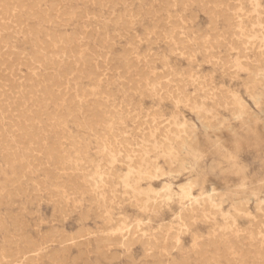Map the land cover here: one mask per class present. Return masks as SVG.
Here are the masks:
<instances>
[{
  "label": "rangeland",
  "instance_id": "374dc122",
  "mask_svg": "<svg viewBox=\"0 0 264 264\" xmlns=\"http://www.w3.org/2000/svg\"><path fill=\"white\" fill-rule=\"evenodd\" d=\"M0 12V264H264V0Z\"/></svg>",
  "mask_w": 264,
  "mask_h": 264
},
{
  "label": "bare ground",
  "instance_id": "6f19581e",
  "mask_svg": "<svg viewBox=\"0 0 264 264\" xmlns=\"http://www.w3.org/2000/svg\"><path fill=\"white\" fill-rule=\"evenodd\" d=\"M7 1V0H6ZM11 1V0H10ZM15 1H17V0H15ZM22 1V0H21ZM36 1V0H35ZM116 1V0H115ZM187 1V0H186ZM219 1V0H218ZM14 2V1H13ZM86 2V1H85ZM85 2H84V4H85ZM92 2V1H91ZM98 2V1H97ZM30 3V2H29ZM42 3V2H41ZM54 3V2H53ZM56 3V2H55ZM76 3V2H75ZM164 3H166V2H164ZM221 3V2H220ZM223 3V2H222ZM16 4H17V2H16ZM36 4V3H35ZM182 4V3H181ZM2 5H4V4H2ZM21 5V4H20ZM37 5V4H36ZM170 5V4H169ZM221 5V4H220ZM254 5V4H253ZM11 6H12V4H11ZM17 6V5H16ZM64 6V5H63ZM101 6V5H100ZM166 6V5H165ZM18 7V6H17ZM256 7V6H255ZM31 8V7H30ZM60 8V7H59ZM210 8V7H209ZM75 9V8H74ZM223 9V8H222ZM226 9V8H225ZM27 10V9H26ZM34 11V10H33ZM54 11V10H53ZM82 11V10H81ZM85 11V10H84ZM89 11V10H88ZM128 11V10H127ZM146 11V10H145ZM148 11V10H147ZM42 12V11H41ZM50 12V11H49ZM56 12V11H55ZM1 13V12H0ZM10 14V13H9ZM20 14V13H19ZM34 14H36V13H34ZM42 14V13H41ZM40 14V15H41ZM152 14V13H151ZM31 15V14H30ZM45 15V14H44ZM60 15H62V14H60ZM79 15H81V14H79ZM131 15V14H130ZM35 16V15H34ZM63 16V15H62ZM68 16V15H67ZM83 16V15H82ZM168 16V15H167ZM219 16V15H218ZM26 17V16H25ZM12 18V17H11ZM57 18V17H56ZM69 18V17H68ZM158 18V17H157ZM162 18V17H161ZM13 19V18H12ZM23 19V18H22ZM44 19H45V17H44ZM65 19H66V17H65ZM68 20V19H67ZM66 20V21H67ZM125 20V19H124ZM21 23H23V22H21ZM52 23V22H51ZM214 23V22H213ZM61 24V23H60ZM156 25H157V23H155ZM4 25V24H3ZM22 25V24H21ZM41 26V25H40ZM212 26V25H211ZM38 27V26H37ZM16 29V28H15ZM30 29V28H29ZM130 29V28H129ZM34 30V29H33ZM54 30V29H53ZM150 30V29H149ZM37 32V31H36ZM8 33V32H7ZM30 33H32V32H30ZM224 33V32H223ZM76 34V33H75ZM2 35V34H1ZM85 35V34H84ZM167 35V34H166ZM25 36V35H24ZM63 37V36H62ZM79 37V36H78ZM61 38V37H60ZM67 38V37H66ZM105 38V37H104ZM54 39V38H53ZM216 39V38H215ZM48 40V39H47ZM73 40V39H72ZM106 40V39H105ZM152 40V39H151ZM177 40V39H176ZM26 41V40H25ZM55 41V40H54ZM154 41V40H153ZM49 43H50V41H48ZM85 42V41H84ZM99 42V41H98ZM215 42V41H214ZM220 42V41H219ZM69 43V42H68ZM260 45V44H259ZM54 46V45H53ZM60 46V45H59ZM74 46V45H73ZM82 46V45H81ZM129 47H131V46H129ZM181 47V46H180ZM220 47V46H219ZM60 49V48H59ZM129 50V49H128ZM172 50V49H171ZM240 50V49H239ZM47 51H49L48 49H47ZM46 51V52H47ZM59 51V50H58ZM72 51V50H71ZM187 51V50H186ZM11 52V51H10ZM44 52V51H43ZM53 52V51H52ZM132 52V51H131ZM19 53V52H18ZM57 53V52H56ZM49 54V53H48ZM207 55V54H206ZM53 56V55H52ZM246 56V55H245ZM255 56H256V58L255 59H250V57H248V56H246V60H241V58L240 57H238L236 60H235V64H236V66L239 68V69H241V70H246L247 72H249L250 73V86H251V88H256L257 87V85H258V83H259V79L260 78H262L263 80H264V77H261V75H262V70L264 69V42L260 45V47H259V51L255 54ZM59 58V57H58ZM72 58V57H71ZM149 58V57H148ZM35 59V58H34ZM131 60V59H130ZM53 61V60H52ZM37 62V61H36ZM128 63V62H127ZM34 64V63H33ZM53 64V63H52ZM68 65V64H67ZM76 66V65H75ZM54 67V66H53ZM82 67V66H81ZM79 70H80V68H79ZM171 70V69H170ZM90 71V70H89ZM32 73V72H31ZM146 74V73H145ZM34 75V74H33ZM89 75V74H88ZM98 76V75H97ZM143 76H144V74H143ZM93 78V77H92ZM143 79V78H142ZM146 79V78H145ZM92 80V79H91ZM46 81V80H45ZM67 82V81H66ZM148 82V81H147ZM261 84V83H260ZM73 87V86H72ZM163 89V88H162ZM166 89V88H165ZM75 90V89H74ZM179 90V89H178ZM209 92V91H208ZM78 93V92H77ZM169 93V92H168ZM79 94V93H78ZM173 94V93H172ZM170 95V94H169ZM91 96V95H90ZM175 96V95H174ZM194 96V95H193ZM215 96V95H214ZM176 97V96H175ZM174 97V98H175ZM8 98V97H7ZM164 98V97H163ZM8 101V100H7ZM235 102L236 103H238V104H241V102H240V99H235ZM183 103V102H182ZM120 105V104H119ZM125 106H126V104H125ZM34 107V106H33ZM127 108V107H126ZM3 110V109H2ZM12 110V109H11ZM112 110H113V108H112ZM8 111V110H7ZM22 111V110H21ZM45 111V110H44ZM114 113H116L115 111H114ZM155 113V112H154ZM23 114V113H22ZM89 114V113H88ZM113 114V113H112ZM240 114V113H239ZM200 115V114H199ZM71 116V115H70ZM94 116V115H93ZM22 117V116H21ZM117 117V116H116ZM30 119V118H29ZM91 119H92V116H91ZM111 119V118H110ZM171 119V118H170ZM93 120H95V119H93ZM107 120H108V118H107ZM117 120V119H116ZM167 120V119H166ZM14 121V120H13ZM117 122V121H116ZM121 123V122H120ZM154 124V123H153ZM178 125V124H177ZM182 125V124H181ZM82 126V125H81ZM39 127H41V126H39ZM84 127V126H83ZM163 127V126H162ZM93 128V127H92ZM176 128V127H175ZM181 128V127H180ZM173 129V128H172ZM177 129V128H176ZM164 130V129H163ZM166 130L167 129H165V132H166ZM175 130V129H174ZM39 131V130H38ZM27 133V132H26ZM163 134V133H162ZM165 134V133H164ZM160 135V134H159ZM166 136H167V134H166ZM124 137V136H123ZM159 137V136H158ZM164 138V137H163ZM128 141V140H127ZM165 141V140H164ZM181 141V140H180ZM217 141H218V139H217ZM6 142V141H5ZM4 142V143H5ZM166 142V141H165ZM30 143V142H29ZM219 143V142H218ZM102 144V143H101ZM43 145V144H42ZM165 145H167V144H165ZM4 146V145H3ZM6 146V145H5ZM169 146V145H168ZM217 147H218V145H217ZM83 149V148H82ZM165 149V148H164ZM41 150V149H40ZM173 148H171V149H169L167 152H166V155L168 156V157H171L172 155H173ZM14 151V150H13ZM165 151V150H164ZM0 153H2V152H0ZM47 153H49L48 151H47ZM52 154V153H51ZM126 155H127V153H126ZM46 156V155H45ZM157 156V155H156ZM147 157V156H146ZM162 157V156H161ZM145 158V157H144ZM167 158V157H166ZM48 159V158H47ZM145 159H147V158H145ZM148 159H149V157H148ZM147 159V160H148ZM163 159V158H162ZM165 159V158H164ZM68 160V159H67ZM125 160V159H124ZM150 161V160H149ZM18 163H19V161H18ZM141 163V162H140ZM156 163V162H155ZM63 165V164H62ZM144 165V164H143ZM153 165V164H152ZM61 166V165H60ZM39 167V166H38ZM149 167V166H148ZM131 168V167H130ZM145 168H147V167H145ZM163 168V167H162ZM40 169V168H39ZM81 169V168H80ZM67 170V169H66ZM141 170V169H140ZM147 170V169H146ZM142 172V171H141ZM162 173V172H161ZM153 174V173H152ZM151 174V175H152ZM158 175H159V173H158ZM126 176H127V174H126ZM147 176H149V175H147ZM75 177V176H74ZM152 177H153V175H152ZM247 177V176H246ZM106 181V180H105ZM243 181V180H242ZM36 183H38L37 181H36ZM39 185V184H38ZM41 186H43V185H41ZM167 188H168V186H166ZM165 187V188H166ZM187 187H189L188 185H187ZM190 188V187H189ZM88 189V188H87ZM49 190V189H48ZM211 189L210 188H208L207 190H202V193L204 194V193H206V196L204 195V197H205V199H207L208 201H212V195L210 194V191ZM200 195V194H199ZM56 196V195H55ZM93 196V195H92ZM163 196V195H162ZM192 196V195H191ZM200 197V196H199ZM198 197V198H199ZM61 199V198H60ZM65 200V199H64ZM189 202H191V201H189ZM189 205V204H188ZM202 209V208H201ZM250 212V211H249ZM236 213V212H235ZM178 214V213H177ZM251 216H253V215H251ZM179 217H180V215H179ZM254 217H256L255 215H254ZM22 223V222H21ZM157 233V232H156ZM101 236V235H100ZM112 236V235H111ZM53 237V236H52ZM132 237V236H131ZM153 238V237H152ZM72 239V238H71ZM121 239V238H120ZM132 239H134V238H132ZM131 239V240H132ZM241 239V238H240ZM239 239V240H240ZM243 239V238H242ZM130 240V241H131ZM129 241V240H128ZM263 241V240H262ZM63 242V241H62ZM226 242V241H225ZM224 242V243H225ZM35 243V242H34ZM33 243V244H34ZM61 243V242H60ZM113 243V242H112ZM233 243V242H232ZM125 244V243H124ZM229 244V243H228ZM234 244V243H233ZM36 245H37V243H36ZM38 246V245H37ZM172 246V245H171ZM177 246V245H176ZM206 246H208V244L206 245ZM225 246V245H224ZM226 246H229V245H226ZM236 247V246H235ZM170 248V247H169ZM204 248V247H203ZM229 248V247H228ZM246 249V248H245ZM244 249V250H245ZM252 249L253 250H255L253 247H252ZM239 250V249H238ZM252 250V251H253ZM258 250V249H257ZM260 250H261V248H260ZM206 251V250H205ZM237 251V250H236ZM251 251V250H250ZM263 251V250H262ZM226 252V251H225ZM234 252V251H233ZM239 252V251H238ZM246 252H248V250H246ZM254 252H257V251H254ZM258 252H260V251H258ZM206 253V252H205ZM204 253V254H205ZM232 253V252H231ZM263 252H261V254H262ZM196 254V253H195ZM226 254H228V251H227V253ZM246 254V253H245ZM257 254V253H256ZM54 255V254H53ZM144 255V254H143ZM196 255H198V254H196ZM219 255V254H218ZM263 255H264V253H263ZM157 256V255H156ZM205 256V255H204ZM203 256V257H204ZM9 257V256H8ZM212 257V256H211ZM217 257V256H216ZM215 257V258H216ZM227 258H228V256H226ZM240 257V256H239ZM195 258V257H194ZM200 258V257H199ZM198 258V259H199ZM209 258V257H208ZM213 258V257H212ZM230 258V257H229ZM233 258V257H232ZM201 259V258H200ZM200 259H199V261H200ZM210 259V258H209ZM240 259V258H239ZM211 261V260H210ZM217 261V260H216ZM239 261V260H238ZM264 261V260H263ZM158 262V261H157ZM200 263H201V261H200ZM212 263V262H211ZM214 263V262H213ZM212 263V264H213ZM227 263H229V262H227ZM235 263V262H234ZM233 263V264H234ZM198 264V263H197ZM217 264H219V263H217ZM250 264V263H249ZM257 264V263H256Z\"/></svg>",
  "mask_w": 264,
  "mask_h": 264
}]
</instances>
